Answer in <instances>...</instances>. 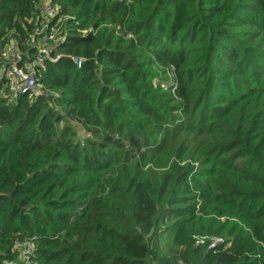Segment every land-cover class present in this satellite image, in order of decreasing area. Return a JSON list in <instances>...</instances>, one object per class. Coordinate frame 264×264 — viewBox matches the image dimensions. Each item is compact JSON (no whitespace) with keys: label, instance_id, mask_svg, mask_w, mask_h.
<instances>
[{"label":"trees","instance_id":"16d2710c","mask_svg":"<svg viewBox=\"0 0 264 264\" xmlns=\"http://www.w3.org/2000/svg\"><path fill=\"white\" fill-rule=\"evenodd\" d=\"M49 1L41 92L0 80V264H264V0ZM41 2L0 0V68Z\"/></svg>","mask_w":264,"mask_h":264},{"label":"built area","instance_id":"2783aa9c","mask_svg":"<svg viewBox=\"0 0 264 264\" xmlns=\"http://www.w3.org/2000/svg\"><path fill=\"white\" fill-rule=\"evenodd\" d=\"M40 11L43 21L40 27L38 29L36 28V33L39 35V37L36 38L37 45L34 44L35 40L32 41L31 45L27 44V46H36V48L42 45L41 49H36L39 52L37 53V57L32 62H23L22 52L18 45L12 47L9 46L5 52V58L8 60V64L5 65V67L0 68V80H5L6 94L9 98H14L19 94L26 92L37 93V84L35 83L37 70L35 67L40 66L41 68H44L46 59L52 62L57 60L52 54V49L57 42L62 41V39H57L56 35L62 25L65 24V20L70 18V16L60 14L58 6L50 3L49 0H42ZM54 18H56L55 22L50 24L48 21ZM82 32L85 33L86 30H83ZM73 60L80 65L79 59L74 58ZM215 242H219V240H216ZM15 248L21 250L22 262L28 264L29 259L33 254L32 245L28 243L20 245L16 242Z\"/></svg>","mask_w":264,"mask_h":264},{"label":"rangeland","instance_id":"374dc122","mask_svg":"<svg viewBox=\"0 0 264 264\" xmlns=\"http://www.w3.org/2000/svg\"><path fill=\"white\" fill-rule=\"evenodd\" d=\"M35 30H36V29H35ZM117 31H120V29L117 28ZM37 37H39V35H37ZM126 37H129V36H126ZM34 40H35L34 44L37 45L36 39H34ZM13 42H14V41H12V42L10 43L9 46H11V47H12V46H15ZM33 47H34L35 50H36V49H41V48H42V45L38 46V48H36V46H33ZM36 51H37V50H36ZM37 53H39V52L37 51ZM40 89H41L40 86L37 85V86H36L37 93L41 92ZM18 262H19V260H18Z\"/></svg>","mask_w":264,"mask_h":264}]
</instances>
